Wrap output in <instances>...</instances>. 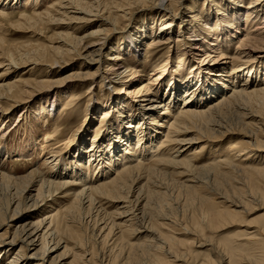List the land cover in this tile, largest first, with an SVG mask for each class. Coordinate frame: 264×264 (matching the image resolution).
Returning a JSON list of instances; mask_svg holds the SVG:
<instances>
[{"label":"bare ground","instance_id":"6f19581e","mask_svg":"<svg viewBox=\"0 0 264 264\" xmlns=\"http://www.w3.org/2000/svg\"><path fill=\"white\" fill-rule=\"evenodd\" d=\"M41 1L43 0H0V22L1 19L9 18L5 11L6 7L16 5L18 8L22 3L25 7L27 5L36 7ZM96 1V3L99 2V0ZM182 1L146 0L143 2L161 18L162 23L158 33L154 35L151 26V28L141 27L139 31L141 37H138L134 32L130 36L120 39L114 47L109 48L111 53L105 59L104 53L108 50L107 44L113 34L118 33L116 27L123 18L129 19L130 8L138 2H142L141 0L114 7L112 11L115 13V18L105 15L104 8L99 9L101 5L96 4L94 0H59L57 2L53 0L46 3L45 9L42 11H34L29 16L26 14L18 16L23 24H28L31 28L46 25L58 26L64 24L63 21L68 19L78 24V27L99 25L81 38L71 37L69 39L66 35H62L57 37L56 42L51 43L49 47L26 49L19 59L13 57L10 52H0V68L5 67V75L6 72H10L16 67L30 65L32 67L25 69L20 76L26 75L30 71L46 69L44 75L52 77L58 68L69 64L76 57L85 62L78 64L79 69L83 70L79 71L78 67L73 68L65 71V74L60 76L61 78L51 82H46L45 79L29 82L27 79L19 77L14 82L0 84V101L13 102L9 103L6 109L0 111V142L9 131L10 119L5 115L17 109L19 105L23 106L36 98L39 99L41 95H44V98L40 99L48 98V100H45L37 109L38 117L43 118L44 124L51 127L44 134L42 143L37 148L36 157L46 154L41 160L42 169L41 167L34 169L26 176L19 177L3 172L4 167L0 163V201L6 199L4 195L7 194L5 207L0 208V227H7L0 235V263L4 256L11 252L10 254L13 256H9L3 264H96L93 262L92 247L86 242L84 244L81 238L74 237L71 231L73 227L71 226L73 224L71 216L74 213H80L81 210L86 211L85 223L88 225L92 222L96 224L101 220V224L94 225L90 231L91 236L94 237L95 243L103 247H111L116 241L124 238V233L130 231L129 228L139 223L136 221L144 220V211L147 209L148 202V200L146 202V198L149 193L147 188L149 185L151 187V179L158 174L172 175L173 169H183L184 167L192 169L194 160L197 159V154L194 152L196 151L194 150L195 142L204 144L207 141H212L202 136L188 138L190 133L200 128L212 127L213 119L217 117L220 120L221 116L229 110L246 111V108L249 107L248 103L251 102L253 104L259 102L264 109V85L262 87L255 86L260 78L264 81V71L257 73L255 72L256 66H251L252 63L260 60L262 57L260 55L264 54V0H250L246 12L242 13H240L239 6L242 0H202V10L197 11L196 15L187 16V21L186 18L183 20L179 16V10L182 11L185 8L182 6ZM208 3L217 8L215 17L209 13ZM222 3L223 5L220 6ZM240 15H245L244 23H242ZM176 18L181 20L174 31L172 25L174 19L177 22ZM243 24L245 27L242 26ZM187 25L190 27L191 35L184 38L182 29H187ZM0 28H2L1 24ZM238 33L241 36L238 37L236 35ZM146 35L151 37V39L147 38V50L150 49L147 58L151 57L154 67L151 68L153 73L147 74V80L140 82L144 77H142L144 72L142 67L139 66L136 69L130 65L125 66L124 62L129 54L136 55L137 58L140 47L146 40L144 38ZM173 35H177V37ZM194 36H197L199 40L191 38ZM234 36L238 38L235 52H223L222 47L228 46L229 42L235 38ZM174 37L177 39V43L187 42L189 45L188 49L180 48L179 45L176 47L174 56L179 58V63H181V59L190 63L192 58L207 51L203 58L204 60L208 58L207 63L211 64H206L204 71H197L198 66L196 69L189 66L187 73L181 79L177 71H174L170 75L171 78L166 79L165 83H167L168 89L160 94L159 89L160 86H163L164 77L159 73L165 71V64L160 60L163 58L164 50L168 44L175 41ZM55 43L59 44V48L52 45ZM88 61L90 63L86 64ZM106 61V69L103 72L100 74L90 73V69H93L90 65L96 66L95 71L98 72L100 66ZM227 66L230 67L229 72L224 70ZM245 76L246 78H242ZM106 81L111 82L108 85L105 84L108 87L111 85L120 88L126 87L125 89L121 88L126 90L125 97L122 98H119V94L116 93L119 91L113 90L114 96H109L105 102V108L101 111L102 118L110 117L111 123L108 131L102 132V129L97 125L98 128L94 130L95 135L93 134L88 141L86 140L88 129H84L78 136L80 126L71 127L68 131V127L62 125L60 120L52 121L53 124H49L48 120L50 118L52 120L56 116L52 109L57 106V97L68 95L70 89L79 84L83 88L82 94L85 96L90 93V102H93L95 91L88 92L87 89H93L90 87L92 83L101 85ZM248 81L250 82L248 83ZM158 84L160 85L158 86ZM67 87H70L69 90ZM226 90L228 92L224 94ZM180 92L181 95L178 94ZM221 93L220 97L212 100ZM133 99L138 103L132 104L131 100ZM178 100L181 101L180 105L182 106L179 107L177 113H173L171 109L177 105ZM204 103H206L205 106H203ZM22 109L25 110L24 113L30 111L26 107ZM84 111L87 112L88 109L86 108ZM241 114L248 122L264 124V117L257 116L253 112ZM91 115L89 111L84 114V119L91 118ZM168 116H171L172 119L169 122L166 121ZM220 129H222L221 125L217 124L216 129L208 131L220 136L226 135L225 132L221 133ZM161 134L162 138L159 139ZM73 140L75 141L74 145ZM248 142L244 143L238 140L229 149L227 156L221 154L220 150L210 149L209 156L212 157L215 154L219 156L214 157L209 164L202 168L199 167V169L211 168L220 164L227 165L237 160L249 164V160L253 158L262 159L264 155L257 156L256 154L261 153L259 152L261 150L254 148L256 144L254 147H251L253 145L249 146ZM35 145L37 143L31 139L29 143L26 141L22 149L27 150L25 148ZM150 147L149 153L152 155L148 156ZM200 149L204 150V147ZM185 150H189V152L183 154ZM8 155L9 151L4 146L0 148V156ZM148 159L153 162L145 163ZM29 160H25L26 163ZM84 166L87 167L86 174L82 172ZM257 170L264 173V166ZM182 175H185L184 172L180 173V178L183 177ZM184 177H186L185 180L182 178L184 182L190 181L189 177L186 175ZM89 181L93 182L90 184ZM71 187H77V189L70 190ZM145 188L147 189L146 193ZM58 191H65L64 197L69 198L70 202L58 209L48 208L39 215L42 209H45L44 207H52L48 203V199ZM150 193L156 195L154 191L150 190ZM150 193L147 199L152 198L153 195L150 197ZM144 201L146 209H144ZM238 207L232 205L230 207L233 208L232 210L208 214L209 224L214 227L220 221L235 220L238 215L235 208ZM23 218L25 219L16 224L17 220ZM138 225V229L136 228V231L132 235L130 234L131 236L138 237L141 233L160 232L157 223L149 224V227L143 223ZM254 233L257 234L251 232L252 235ZM162 237L163 234L161 239ZM253 238L254 236H251L250 240ZM139 239L142 241V238ZM173 241L169 238V246H174ZM164 242L167 243V241ZM139 244L141 245V243ZM16 245L19 246L13 249ZM26 251H33V253L28 255L25 253ZM259 257L258 261L262 260L264 250H261ZM200 264H215V261L207 259Z\"/></svg>","mask_w":264,"mask_h":264},{"label":"rangeland","instance_id":"374dc122","mask_svg":"<svg viewBox=\"0 0 264 264\" xmlns=\"http://www.w3.org/2000/svg\"><path fill=\"white\" fill-rule=\"evenodd\" d=\"M51 1L53 0H43L39 2L36 7H34V5H27L25 7L23 3L19 4L20 7L18 8L16 7V5L9 6V10L6 7L5 11L6 14L9 15V18L6 20L1 19L0 22L2 27L0 28V52H10L13 57L19 59L23 51L26 49H35L36 47L42 46L49 47L51 43L56 42L57 37H60L62 35H66L67 37H69V39L71 37L81 38L87 33H89V31L96 29V26L99 25L97 24L89 27L82 25L81 27H78V24L68 19L63 21L64 24L58 26L46 25L31 28L28 24H23V22L18 19L19 15L26 14L29 16L34 11H42L43 9H45L47 5L46 3ZM54 1L57 2L59 0ZM94 1L95 3L97 2L96 0ZM132 1L137 0H99V2L96 4L101 5L99 9L102 10V8H104L105 15H109L111 18H115V13L114 11H112L114 7L126 5ZM141 1L142 2H138L136 5H133L130 8V16L128 17L129 19L123 18L121 23L118 24V26L116 27V31L118 33L113 34V37L110 38V41L107 44L108 50H106V53H104V59L107 58L106 56L111 53V51H109V48L111 46L114 47L120 39H124L126 36H130L134 32L138 37H141L139 33L141 27H152L154 35L155 33H158L159 26L162 23L160 20V16L154 11H152L150 7H148V5H145L146 3H143L146 2V0ZM201 1L202 0H183L182 6H184L185 8L182 11H180L181 9L179 10V16H181V18H183L184 20L187 16H191L192 14L196 15L200 10H202L201 5L203 6V1ZM249 2L250 0H242V3H239L240 13L246 12V7L248 6ZM222 5L223 3L220 4V6ZM93 6L95 7V5ZM208 8L209 13L212 15V17H215L214 15L217 11V8L213 4L210 5L209 3ZM203 10L205 11V9ZM240 18L242 19V23H244L243 20L245 18V15H240ZM176 20L177 22L174 19L172 25V29H174V31L177 29L178 22L181 19L176 18ZM242 26L245 27L244 24ZM186 27L187 29H182V35L184 38L190 37L191 35L190 27L188 25ZM240 33L236 35H238L239 37L241 36ZM173 36L177 37V35ZM234 37L235 38L231 42H229L228 46L222 47L223 52H235V44L238 42V38L236 36ZM144 38H146V40L143 41L137 58L136 55L134 56L133 54H129L126 58L127 60H125L124 62L125 66L130 65L131 67L136 69L139 66L142 67V70L144 71L142 73V77H144L140 80V82H145L147 80V74L153 73L151 70L154 67L151 63V57L147 58V55L150 51V49L147 50V38L151 39V37L149 35H146ZM191 38L199 40L197 36ZM176 40L177 39L175 38V41L173 43L170 42L168 44L167 48H165L164 50L163 58L160 60V62L165 64V71L159 73L164 77V82L162 84L163 86H160L159 89V91H161L160 94L164 93L162 91L168 89V85L165 82L166 79L171 78L170 75L174 71H177L178 76L180 75L181 79L187 73V68H189V66L192 69H196V67L198 66L197 71H204L205 65L211 64L207 63L208 58L206 60H204L203 58L207 51L201 52L200 56L192 58L190 63L187 61L184 62L183 59H181V63H179V58L174 56L176 47L179 45L180 48L188 49L189 45L187 42L179 44ZM52 45H54V47L59 48V44L57 43ZM260 56H262L260 60L255 63H252L251 65L256 66L255 72L257 73L264 71V54ZM3 58L5 57L3 56ZM137 59L138 61H136ZM81 62H83V64L85 63L84 60L81 58H74L69 64H65L64 67L58 68V70L55 74H53L52 77L44 75L46 69H39V71L34 72L30 71L28 74L20 76V74L23 73L25 69H30L32 67L30 65L16 67L12 71L6 72V75L4 72L5 67H2L0 68V77L2 76L0 78V84L14 82L15 80H18L19 77L21 79H27L29 82L39 81L41 79H45L46 82H51L54 79H58L61 75H63V73L65 74V71L77 68L78 64L80 65ZM89 63L90 62L88 61L86 64ZM106 64L107 61L106 63H103L100 66L98 72L95 71L96 66L93 67L92 65H90V67L93 68L90 69V73L95 72L94 74H100V72H103V70L106 69ZM229 68L230 67L227 66L226 68H224V70L226 72H229ZM78 70L81 71L83 69H79L78 67ZM1 73H3V75H1ZM107 77L109 78L110 76ZM242 78H246V76ZM249 82L250 81H248V83ZM110 83V81H106L101 85L92 83L90 87H93V89L91 88L87 90L88 92H90L91 90L95 91L93 102H90V93L89 95L85 96L82 94L83 88L79 84L78 86L70 89V93L68 95H61L59 98L57 97V106L55 109H52L55 112L56 116L54 119L52 118L51 120L50 118L48 120L49 124H53L52 121L60 120L62 125H66L68 127V131L71 127L80 126L79 131L77 133L78 136L84 129H88L89 132L86 134V140L88 141L91 139L90 137H92L95 133V128L100 127V129H102V132L108 131V128L111 123L110 117L104 116L102 118L101 116V111L106 106L105 102H107V99L110 95L111 97L114 96V91H119L116 92L117 94H119V98L125 97L124 92L126 91L122 90L126 87H121V89L118 86L113 87V85H111L113 87L112 89L111 86L108 87L105 85H108ZM159 85L160 84H158V86ZM256 85H258V87H262V85H264V81L262 80V78H260V81L258 80V82L255 83V86ZM67 88L66 89L69 90L70 87ZM55 89L57 88L55 87ZM227 92L228 90H226L224 94ZM117 94L116 96H118ZM178 94L181 95V92ZM221 95L222 93L212 100L217 99ZM40 98H44V95H41ZM40 98H36L32 102L25 103L23 104V106L19 105L17 109L12 111L8 115H5L6 117H8V119H10V122L8 123L9 131L7 133V136L4 137L3 141L1 140L0 148H3L4 146V148L9 151L10 156H0V163H2L4 167L3 169H1L8 175L13 174V176L19 177L26 176L30 171L40 168L42 163L41 160L43 159V157L46 156V154H41L40 156L36 157V154L38 153L37 148L40 147L44 134L48 132L51 128L49 125L46 126L44 124L43 118L38 117L37 109L43 102H45V100H48V98ZM9 103L13 102L7 100L0 101V111L2 109H6ZM131 103L136 104L138 102L137 100L133 99L131 100ZM47 104L49 105V103ZM180 104L181 101L178 100L177 105L174 106V108L172 107L173 109L170 108L172 110L171 112L177 113L179 111V107L181 108L182 106ZM205 105L206 103H204L203 106ZM248 105L249 107L246 108V111H236V113L233 110H229L227 113L221 116L220 120L215 117L216 120L214 118L213 123L211 124L213 125L212 127L208 126V128H200L197 129L198 131L196 130L197 132L194 131L196 133H190L188 138H197L202 136L203 138L212 140L207 141L204 144L195 142L194 150L196 151L194 152L197 154V159L194 160L192 169H190L189 167V169H185V167L183 169H173V173L171 171L172 175L158 174L154 176L153 179H151V187L149 185V188L147 189H149V193L151 190L154 191L156 195L152 194V196L150 193V197L152 196V198L147 199L149 198L148 193L147 198L145 197L146 202L148 200L147 205L144 201V209H146L145 207L147 206V209L144 211V220L146 221L141 219V221H136L139 222L136 224L138 225L140 223H143L144 225L146 224L145 226L149 227V224L155 225L157 223L159 225L158 229L163 234V237L167 233L164 238L162 237L161 239L162 234L160 232L141 233L140 235H138V237L131 236L132 233L136 231V228L138 229L139 226L134 225L132 228H129L130 231L124 233L123 239L116 241L114 245L109 247V249L107 246L103 247L95 243L94 237L91 236L90 231L92 230L94 225L101 224V220L97 221L96 224H93L92 222L90 223V225H88L87 223H85L86 211L84 210V212L81 210L80 213H74L75 215L73 214V216H71L73 220V224H71V226H73L71 228V231L73 232L74 237H76L77 239L81 238L84 244L86 242L87 245H90L92 247L91 249L94 255V263L200 264L202 262L207 261V259H213V261H215V264H264V257L262 258V260L258 261V259L260 258L259 256L261 255V250H264V173L259 172V170H257V168L260 169L264 166V124L260 125V123L258 122H256L258 124H256L255 122H248L246 121V119H244L245 117L243 116V114H241L253 112L257 116L264 117V109L262 108L263 105L259 102H257L256 104H253L251 102L250 104L248 103ZM23 107H26L30 111L24 113L25 110L22 109ZM86 108L88 109L87 112L84 111V109ZM89 111L90 114H92L91 118L86 117L84 119V114L88 113ZM170 120H172L171 116H168L166 121L169 122ZM214 121L216 124L214 123ZM217 124L221 125L222 128L219 131L221 133L225 132L226 135L220 136L214 132L209 133L208 130L216 129ZM161 136L162 134L159 136V139L162 138ZM246 136L248 137L246 138ZM31 139H33L35 143H37V145H35L34 147L29 146L28 148H25L27 150H23L22 147L25 146L26 141H28L29 143ZM241 139L242 141H240ZM238 140L239 142L244 143L245 141H249V146L253 145L251 147H254V144H256L254 148H258L261 150L259 151L261 153L256 154L257 156H263V158L257 160L252 157L253 159L249 160V164L248 162L243 163L241 162V160H237L227 165L220 164L211 168L199 169V167L202 168L203 166L209 164V162L212 161L211 159H213L214 157L219 156L217 154H215L214 156L212 155V157L209 156L208 154L210 149L220 150L222 152L221 154L227 156L229 154V149L232 148L234 146V143L238 142ZM74 142L75 141L73 140V145ZM201 147H204V150H201ZM148 150V156L152 155L151 153H149L151 147ZM188 152L189 150H185L183 154H186ZM28 159L30 160L26 163L25 160ZM151 162L153 161L148 159L145 163L149 164ZM197 167L198 169H195ZM42 168L43 166L41 167V169ZM86 168V166L82 168V172L84 174H86L87 172ZM183 172L187 177H189L190 181H183V179H186V177H184L185 175H182L183 179L180 178V173ZM91 182L93 181H89L90 184ZM153 185H155L156 187ZM72 189H77V187H71L70 190ZM147 189L145 188V193L147 192ZM65 195V191H58L54 193V195L48 199V203H50L52 207H44L45 209H42L39 215L43 214L48 208L58 209L59 207H63L65 206V204H68L70 202V199L64 197ZM4 196L7 199V194ZM6 199L0 201V208L5 207V202H7ZM232 205L239 206L238 208H235V211L238 213V215L236 216L237 218L235 220H223L220 221L214 227L209 224L208 214L219 211L232 210L233 208H230ZM152 216L155 217L153 218ZM24 219L25 218L19 219V221L17 220L16 224L20 223ZM14 225L15 224L13 223L12 226L14 227ZM5 228L7 227H0V235L1 233L3 234ZM251 232H256L257 234L254 233L252 235ZM251 236H254L253 240H250ZM157 237L160 238L158 239ZM166 237L167 240H165ZM168 237L171 238V240H174L173 244L175 243L176 245L174 244V246H169ZM139 238H142V241H140ZM138 241L139 243H141V245L138 243ZM164 241H167V243H165ZM136 242L138 244H135ZM18 246L19 245L14 246L13 249H16ZM10 253L11 252H9L8 255L4 256L0 264L6 262L9 256H13ZM25 253L29 255L33 253V251H26ZM53 255H55V253H53Z\"/></svg>","mask_w":264,"mask_h":264}]
</instances>
